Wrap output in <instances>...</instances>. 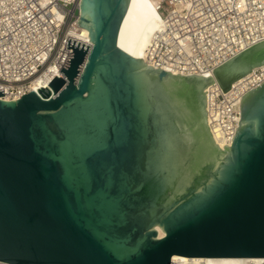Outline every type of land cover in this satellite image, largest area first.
Returning <instances> with one entry per match:
<instances>
[{
    "label": "water",
    "instance_id": "water-1",
    "mask_svg": "<svg viewBox=\"0 0 264 264\" xmlns=\"http://www.w3.org/2000/svg\"><path fill=\"white\" fill-rule=\"evenodd\" d=\"M67 60L45 88L0 89V261L171 264L264 258V81L220 149L211 76L143 61L147 0H79ZM264 63V39L214 68L224 92ZM158 227L164 232L158 236Z\"/></svg>",
    "mask_w": 264,
    "mask_h": 264
},
{
    "label": "built area",
    "instance_id": "built-area-1",
    "mask_svg": "<svg viewBox=\"0 0 264 264\" xmlns=\"http://www.w3.org/2000/svg\"><path fill=\"white\" fill-rule=\"evenodd\" d=\"M78 1L0 0L1 98L17 99L33 90L34 82L48 84L56 74L62 76L60 70L72 52L66 48L69 29L79 28ZM155 6L163 19L145 52L147 63L158 68L168 65L186 73L207 70L225 60L229 52L264 39V0H158ZM243 39L250 40L244 47ZM254 71L260 74L264 66ZM263 81L264 77L248 84V89ZM237 83L225 92L215 83L205 87L208 125L226 145L231 144L239 123L243 94Z\"/></svg>",
    "mask_w": 264,
    "mask_h": 264
},
{
    "label": "bare ground",
    "instance_id": "bare-ground-1",
    "mask_svg": "<svg viewBox=\"0 0 264 264\" xmlns=\"http://www.w3.org/2000/svg\"><path fill=\"white\" fill-rule=\"evenodd\" d=\"M148 3L151 5V7L153 8V10L156 12V14L158 15V18H152L150 19L140 30L137 39L139 41V43L141 44H145L147 46L149 39L151 37V34L159 28L160 23L163 19V17L161 16L160 12L158 10H156V6L155 4L158 2V0H147ZM69 38L74 39L75 41H78L80 43L83 44H87L89 42V37H88V30L86 28H77V27H71L69 29V33H68ZM183 41V40H181ZM250 40L248 39H243L241 41L242 46L244 47L245 44L249 43ZM241 51L236 50V51H231L229 52V56L227 55L226 59L223 60L222 62H219L218 64L214 65L213 67H211L210 69L204 70L203 68H200L198 70L192 71L195 73H186L183 70L181 71L180 68H176V67H170L168 65H164L163 67L168 69V70H172L178 73H183V74H201L204 77H208L211 76L213 81L212 83H215L217 86H221V84L219 83L215 73H214V68L218 67L219 65L223 64L224 62L228 61L229 59L233 58L234 56L238 55ZM232 53V54H231ZM143 61L144 62H149L148 58H147V54L144 51L143 55H142ZM264 63L260 64V65H255L252 68V71L255 70L258 67H263ZM248 72V76H246L247 74L241 76L240 78L234 80L233 82L235 83L238 80V83L236 84V87H239V92L241 94H245L249 89H248V84H256L257 82L261 81L264 77V72L259 73H255L254 72ZM244 77V78H243ZM243 78V79H242ZM240 79V80H239ZM231 82V84L233 83ZM47 85V81H36L33 83V87L32 88H45ZM223 89V88H222ZM205 91V89H204ZM209 126V125H208ZM209 131L212 135V138L215 142V144L218 145V147L220 149H224L223 145L225 144L224 142H222L219 138H218V134L215 131V129L209 127ZM164 234L163 230L161 228L158 227V236H162ZM174 259H178V260H182V261H191L190 264H264V258L262 257H207V256H193V257H188V256H184V255H179V254H174L173 255V260ZM0 264H11V263H7V262H3L1 261ZM172 264H178L175 261Z\"/></svg>",
    "mask_w": 264,
    "mask_h": 264
}]
</instances>
